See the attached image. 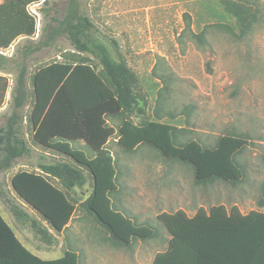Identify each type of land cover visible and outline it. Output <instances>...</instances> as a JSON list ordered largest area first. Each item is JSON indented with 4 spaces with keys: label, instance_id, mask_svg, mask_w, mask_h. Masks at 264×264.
I'll use <instances>...</instances> for the list:
<instances>
[{
    "label": "trees",
    "instance_id": "trees-1",
    "mask_svg": "<svg viewBox=\"0 0 264 264\" xmlns=\"http://www.w3.org/2000/svg\"><path fill=\"white\" fill-rule=\"evenodd\" d=\"M40 0H0V47L23 21L27 3ZM47 0H43V3ZM225 11L234 17L239 35H245L264 16L261 0H221ZM55 14L58 12L55 10ZM64 37L78 52L90 54L98 62L54 60L28 69L30 55L51 47ZM202 41V33L197 35ZM0 71L14 75L13 107L0 126V168L31 152L21 122L22 107L30 100V121L34 143L51 146L74 163L52 159L38 162V170L19 171L11 179L15 192L37 210L56 231H61L73 217L76 203L69 190L86 183L88 171L93 186L80 206L109 233L114 245L130 247L135 239H150L155 227L139 223L113 205L111 194L117 190V165L107 146L115 127L108 123L119 118L117 145L132 151L142 145L157 149L167 159L189 164L194 181L206 184L216 179L238 182L243 170L235 157L244 148L240 136L223 135L211 147L195 140L177 142V128L156 120L139 123L129 117L138 106L134 93L136 75L121 55L114 38L100 34L80 0H67L62 14L50 15L38 39L25 37L12 55L0 50ZM28 77L32 92L28 89ZM8 81L0 74V106ZM138 106V107H137ZM83 140L94 152L88 157L70 141ZM58 179L62 188L51 178ZM258 199L264 205V181ZM11 214L31 221L41 238L51 243L53 236L17 203L3 198ZM158 220L170 238L165 250L157 252L151 264H264V212L242 213L236 207L212 206L189 216L181 210L162 212ZM0 264H78L77 254L67 249L54 260H42L31 253L15 236L0 215Z\"/></svg>",
    "mask_w": 264,
    "mask_h": 264
},
{
    "label": "rangeland",
    "instance_id": "rangeland-1",
    "mask_svg": "<svg viewBox=\"0 0 264 264\" xmlns=\"http://www.w3.org/2000/svg\"><path fill=\"white\" fill-rule=\"evenodd\" d=\"M80 1L100 34L117 41L136 75L134 93L143 113L135 109L129 115L132 121L170 124L177 128V142L195 140L211 147L219 137L230 134L243 138L245 145L235 157L243 170L241 179L206 184L194 181L189 164L167 159L149 145L132 151L114 146L118 174L117 190L111 194L113 205L136 222L153 225L155 235L135 239L130 247L114 245L106 229L80 206L93 186L85 171V185L74 190L78 204L64 231V250L74 251L78 264H151L170 238L157 218L162 212L181 210L192 216L219 204L242 213L264 212V205L258 204L264 181V16L245 35H239L234 17L221 0ZM66 3L40 0L25 4L20 27L0 50L12 55L25 37L38 39L49 16L62 14ZM200 33L202 41L197 38ZM83 58L100 68L94 57L76 51L61 37L51 47L30 55L28 69L54 60ZM0 74L8 81L0 106L3 125L12 112L14 75ZM28 89L32 92L30 77ZM31 108L29 100L21 109L23 119H28ZM110 121L117 123L119 118ZM23 129L36 152L40 146L32 140L30 123ZM60 159L74 163L67 156Z\"/></svg>",
    "mask_w": 264,
    "mask_h": 264
},
{
    "label": "crops",
    "instance_id": "crops-1",
    "mask_svg": "<svg viewBox=\"0 0 264 264\" xmlns=\"http://www.w3.org/2000/svg\"><path fill=\"white\" fill-rule=\"evenodd\" d=\"M28 123H30L28 119H23L21 125L24 128ZM108 123L115 127L114 135L109 138L107 143V146L109 147L110 152L113 155L114 146H118L116 143V128L118 126V122L112 123L109 120ZM23 133L28 146L31 148V152L28 154H24L21 157L15 158L9 166L0 168V215L10 226L15 236L31 253H33L42 260L58 259L64 255V231L70 226L74 215L71 220L67 223L64 229H62L61 231H56L55 228L37 210L32 208L21 197H19V195L15 192L12 187L11 179L13 175L19 171L38 170V162H48L52 159L62 160L60 158L67 155L63 154L62 152L58 151L57 149L51 146H43L39 144L37 145L40 146V149L36 150V152H33V146L28 139V132L23 129ZM69 144L71 147L79 148L84 151V153L88 157L94 156V152L87 147L83 140L70 141ZM33 158L38 161L33 163L31 161V159ZM51 181L57 187L63 189L62 185L60 184L57 178L52 177ZM79 188L80 187L75 186L68 191L71 199L76 203V205L78 204V202L75 199L76 196H74V190L78 191ZM3 198H8L11 201L17 203L19 206H21L22 209L30 216L32 220H34L37 225L44 227L53 236L54 241H52L51 243L44 241L41 236L37 232H35V230L31 227V221L16 219L8 210Z\"/></svg>",
    "mask_w": 264,
    "mask_h": 264
}]
</instances>
